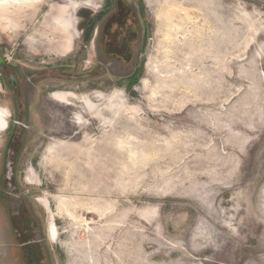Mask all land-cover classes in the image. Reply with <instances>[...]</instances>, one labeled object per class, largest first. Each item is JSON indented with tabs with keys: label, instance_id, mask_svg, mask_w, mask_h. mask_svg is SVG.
<instances>
[{
	"label": "rangeland",
	"instance_id": "obj_1",
	"mask_svg": "<svg viewBox=\"0 0 264 264\" xmlns=\"http://www.w3.org/2000/svg\"><path fill=\"white\" fill-rule=\"evenodd\" d=\"M0 56V264H264V0H0Z\"/></svg>",
	"mask_w": 264,
	"mask_h": 264
},
{
	"label": "flooded vegetation",
	"instance_id": "obj_2",
	"mask_svg": "<svg viewBox=\"0 0 264 264\" xmlns=\"http://www.w3.org/2000/svg\"><path fill=\"white\" fill-rule=\"evenodd\" d=\"M116 12V13H115ZM119 13V10L115 9L112 13H109V16L105 20L106 27L114 21V17ZM141 32V31H140ZM107 46V45H106ZM106 48V47H105ZM139 49L138 46H136V50ZM108 55V53H105ZM134 59L131 63L128 62H122L120 59H110L109 60V67L116 66V69H118L120 72H122V75H128L129 77H132L134 73L136 72L137 67V59L138 54H134ZM111 68V69H113ZM0 70H1V77L4 79L5 83L7 84L11 96H12V106L14 111V118L13 121L14 128H15V137L10 140V142L7 144V154H6V180L3 182L5 184L2 191H0V195L3 194L6 196L7 199H18V206H17V213L15 215H20L21 210L26 208L25 203L17 198L20 197L19 194H17L18 190L14 183V170L15 165L14 161L18 159V145L20 146L21 142H23V135L24 132H28V130L31 128L29 125V119H30V112L31 107L33 105V95L37 89V85L39 81L41 82L43 79L46 78L41 77L42 75H30L29 73H23V70L20 68L11 65L9 62L7 63L6 60H4V63L0 64ZM59 73V71L57 72ZM61 76L58 75V78ZM57 78V79H58ZM47 80V79H46ZM10 117V114H9ZM9 117L7 120V129L9 127ZM6 129V130H7ZM5 130V131H6ZM12 145H11V144ZM18 143V144H17ZM15 148V149H14ZM37 230H34V225L31 228L32 237L30 239L29 244L31 245H39L41 244V236L36 232ZM23 245L26 243H22Z\"/></svg>",
	"mask_w": 264,
	"mask_h": 264
},
{
	"label": "water",
	"instance_id": "obj_3",
	"mask_svg": "<svg viewBox=\"0 0 264 264\" xmlns=\"http://www.w3.org/2000/svg\"><path fill=\"white\" fill-rule=\"evenodd\" d=\"M4 63V59L0 56V64Z\"/></svg>",
	"mask_w": 264,
	"mask_h": 264
}]
</instances>
